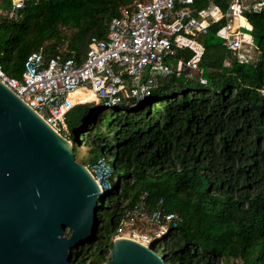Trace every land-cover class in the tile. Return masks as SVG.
<instances>
[{
  "label": "trees",
  "instance_id": "16d2710c",
  "mask_svg": "<svg viewBox=\"0 0 264 264\" xmlns=\"http://www.w3.org/2000/svg\"><path fill=\"white\" fill-rule=\"evenodd\" d=\"M135 1L26 0L16 20L0 22L3 71L20 78L27 56L39 49L46 58L82 61L90 39L105 38L119 9ZM209 5L224 10L226 0H194L199 11ZM244 18L253 61H239L222 46L223 20L197 38L204 84L157 76L141 101L77 104L66 114L64 136L73 152L90 146L113 165L112 188L102 194L113 197L98 203L101 233L73 251L72 264L109 260L120 219L143 196L147 209L162 199L165 212L178 215L168 240L156 244L166 264H264V15ZM193 56L185 50L177 57Z\"/></svg>",
  "mask_w": 264,
  "mask_h": 264
},
{
  "label": "built area",
  "instance_id": "2783aa9c",
  "mask_svg": "<svg viewBox=\"0 0 264 264\" xmlns=\"http://www.w3.org/2000/svg\"><path fill=\"white\" fill-rule=\"evenodd\" d=\"M25 1L0 0V15L16 20ZM245 12L264 15V0H226L224 10L209 5L200 11L194 7V0H137L119 9V15L108 24L105 38L90 39L82 61L62 60L57 56L46 58L43 49H39L27 56L20 78L8 76L0 65V83L65 138V116L77 105L71 97L76 90L92 92L94 101L91 102L109 108L143 100L156 87L157 76L196 77L204 84L203 70L199 67L202 48L197 38L223 20L224 25L217 31L222 46L239 61L249 59L239 55L246 47L254 49ZM241 19L247 26L240 24ZM186 49L194 53L188 61L177 57ZM228 64L225 60L223 66ZM145 70L149 75L141 82ZM82 165L101 195L112 188L111 168L106 158ZM144 197L125 211L113 241L127 238L154 248L176 229L178 215L165 212L162 199L147 209ZM130 219L144 222L146 226L142 229Z\"/></svg>",
  "mask_w": 264,
  "mask_h": 264
},
{
  "label": "water",
  "instance_id": "95a60500",
  "mask_svg": "<svg viewBox=\"0 0 264 264\" xmlns=\"http://www.w3.org/2000/svg\"><path fill=\"white\" fill-rule=\"evenodd\" d=\"M100 196L71 142L0 83V264H72L99 228ZM103 264L166 263L119 238Z\"/></svg>",
  "mask_w": 264,
  "mask_h": 264
},
{
  "label": "rangeland",
  "instance_id": "374dc122",
  "mask_svg": "<svg viewBox=\"0 0 264 264\" xmlns=\"http://www.w3.org/2000/svg\"><path fill=\"white\" fill-rule=\"evenodd\" d=\"M2 21H5L6 23L10 22L11 20L7 19V17L2 13L0 15V22ZM6 37H2V39H5ZM248 48L246 47L244 50H242L239 55L241 57H243L244 59H247L249 58L251 61H253L255 59V52L254 50H247ZM148 71L145 70L141 76V82H144V80L148 77ZM88 93L85 91L83 92L82 89H79V90H76L74 93H73V96L76 97V98H80L84 95H87ZM94 103V102H93ZM90 149V146H87L85 147V145H81L79 146L77 149L74 150L73 154H74V157H75V161L77 163H81V164H86V163H89V162H93V161H96L98 159H100V157H103L99 152L95 151V150H89ZM109 165L110 167H113L112 165V161L110 160L109 161ZM114 171V170H113ZM121 176V173L120 171L117 169L115 171V173L113 174V177H112V182L114 184V187L117 186L118 184V180ZM113 194L114 193H111L109 196H106L105 194L100 196L98 198V203H100V201H103L105 204L109 203L110 200L112 199L113 197ZM98 221H99V230H98V234L97 236L100 235L101 233V229H102V225H103V220H102V216H101V213H98ZM168 240V237H166V241ZM154 249L156 251V254L157 255H160L161 253V250H160V246L158 245H155L154 246ZM108 261V260H107Z\"/></svg>",
  "mask_w": 264,
  "mask_h": 264
},
{
  "label": "bare ground",
  "instance_id": "6f19581e",
  "mask_svg": "<svg viewBox=\"0 0 264 264\" xmlns=\"http://www.w3.org/2000/svg\"><path fill=\"white\" fill-rule=\"evenodd\" d=\"M240 24L242 26H245V24L242 23V19L240 20ZM74 92L71 93L72 102H73L74 105L75 104H83V103H88V102L94 101V96H93V93L92 92L86 91L88 94L87 95H84V96H82L80 98L74 97L73 96V93ZM77 100H79V101H77Z\"/></svg>",
  "mask_w": 264,
  "mask_h": 264
},
{
  "label": "crops",
  "instance_id": "0c3cea01",
  "mask_svg": "<svg viewBox=\"0 0 264 264\" xmlns=\"http://www.w3.org/2000/svg\"><path fill=\"white\" fill-rule=\"evenodd\" d=\"M242 23L246 24V22H245L244 20H242ZM186 50H188V49H186ZM184 51H185V50H184Z\"/></svg>",
  "mask_w": 264,
  "mask_h": 264
}]
</instances>
